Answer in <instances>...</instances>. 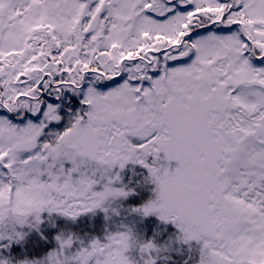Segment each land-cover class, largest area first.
Listing matches in <instances>:
<instances>
[{"label":"snow or ice","instance_id":"6c2138e0","mask_svg":"<svg viewBox=\"0 0 264 264\" xmlns=\"http://www.w3.org/2000/svg\"><path fill=\"white\" fill-rule=\"evenodd\" d=\"M0 264H264V0H0Z\"/></svg>","mask_w":264,"mask_h":264}]
</instances>
